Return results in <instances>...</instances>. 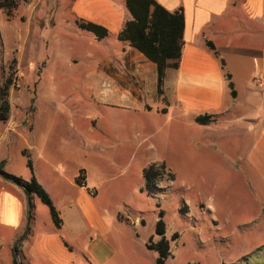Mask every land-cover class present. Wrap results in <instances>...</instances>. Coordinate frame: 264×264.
<instances>
[{
    "label": "rangeland",
    "instance_id": "374dc122",
    "mask_svg": "<svg viewBox=\"0 0 264 264\" xmlns=\"http://www.w3.org/2000/svg\"><path fill=\"white\" fill-rule=\"evenodd\" d=\"M29 2L20 0L10 11L0 6V87L13 79L11 111L0 120V136L21 127L10 116L20 123L22 111L35 110L32 123L28 118L25 124L34 127L26 143L47 191L58 203L61 192H82L74 178L78 165L87 169V185L91 192L98 190L96 203L107 209V219L120 211L125 221L113 236L119 249L114 264H158V253L147 243L160 238L155 234L160 210L172 252L165 264H264V192H254L255 184L236 163L243 147L213 149L208 136L210 148L197 151L171 117L151 119L92 96L83 76H63L70 68L60 64L75 51L57 53L52 45L43 50L35 37H27ZM252 88L246 109L264 112V82L256 80ZM235 129L219 132L239 138ZM24 142L20 138L8 147L5 140L0 159L8 158L13 174L31 179L28 157L20 151ZM158 155H167L169 163L157 187H151L144 169ZM39 207L42 222L48 223L49 207L42 201ZM175 233L179 236L173 239ZM17 261L23 263L20 255Z\"/></svg>",
    "mask_w": 264,
    "mask_h": 264
},
{
    "label": "crops",
    "instance_id": "0c3cea01",
    "mask_svg": "<svg viewBox=\"0 0 264 264\" xmlns=\"http://www.w3.org/2000/svg\"><path fill=\"white\" fill-rule=\"evenodd\" d=\"M156 1L171 11L182 9L185 18L182 56L178 67L167 68L163 94L158 90V64L118 38L133 19L126 0H30L24 6L27 37H35L43 50L52 45L57 53L75 51L60 64L70 68L63 76H83L91 95L107 105L138 110L151 119L171 117L182 126L181 133L183 129L188 133L197 151L210 148L208 136L215 143L213 149L243 147L236 163L255 184L254 192H264V112L246 109L253 101L252 86L256 80L264 82V0ZM79 21L102 25L110 33L99 39L81 28ZM79 69L83 71L78 73ZM204 114L211 120L199 123L197 117ZM34 115L35 110L22 111L20 123L10 116L21 127L3 133L0 145L9 140L8 147H13L21 138L25 141L21 153L27 149L31 155L26 142L34 127L25 124ZM232 127L238 129L239 138L219 132ZM185 154H190L187 148ZM3 160L4 170L13 174L8 158ZM150 162L169 163L167 155ZM78 168L79 172L85 169L88 178L87 169ZM36 177L47 190L39 173ZM76 177L74 185L82 192H61L60 203L48 192L62 218V226L57 227L51 213V220L42 222L38 195L32 197L30 216L31 201L24 189L0 174V264H15L17 254L24 264H114L119 249L113 236L125 221L120 211L107 219V209L96 203L98 190L90 192L76 183Z\"/></svg>",
    "mask_w": 264,
    "mask_h": 264
},
{
    "label": "trees",
    "instance_id": "16d2710c",
    "mask_svg": "<svg viewBox=\"0 0 264 264\" xmlns=\"http://www.w3.org/2000/svg\"><path fill=\"white\" fill-rule=\"evenodd\" d=\"M19 1L20 0H0V6L10 11L18 5ZM23 1L28 2L29 0ZM126 5L133 15V19L126 23V26L119 34L118 38L120 40L129 41L136 48L140 49L148 58L158 64V90L160 94H163L166 70L170 65L178 67L182 56L185 25L184 12L182 9L175 11L168 10L156 0H126ZM78 24L81 28L92 31L99 39L107 37L110 33L106 27L93 22L79 21ZM210 46L214 47L211 42ZM226 76L229 78L231 77L229 73H226ZM12 82L13 79L8 78L0 87V120L2 121L9 118L11 111L10 87ZM230 85L235 95L233 82L230 83ZM210 120L211 116L208 114L197 117V121L202 124ZM24 155L28 157L27 163L32 171L31 179L26 180L22 176L6 172L4 170L5 160L0 162V174L24 189L31 201L30 216L33 207L32 197L36 194L40 197L41 201L49 207L55 225L61 227L62 218L60 213L48 191L38 181L31 155L25 152ZM166 169L167 165L165 162L152 163L146 167L144 169V177L147 185L157 187L159 184L158 181ZM170 174L172 179H174L175 174L173 172H170ZM76 183L80 186L87 187L91 192V189L87 185V174L85 169L80 170L76 177ZM164 213V210H160L159 218L156 223L155 234L160 237L159 240L155 242L153 241V237H151L150 242L147 243V247L150 250H154L158 253V264H165L172 255L170 239L166 235L167 227L164 221ZM178 236L179 234L175 233L173 239H176ZM15 264H18L16 258Z\"/></svg>",
    "mask_w": 264,
    "mask_h": 264
},
{
    "label": "water",
    "instance_id": "95a60500",
    "mask_svg": "<svg viewBox=\"0 0 264 264\" xmlns=\"http://www.w3.org/2000/svg\"><path fill=\"white\" fill-rule=\"evenodd\" d=\"M29 220H30V216H29ZM15 253L17 254V250H16V249H15ZM17 256H18V254H17ZM18 264H23V263H21V262L19 261Z\"/></svg>",
    "mask_w": 264,
    "mask_h": 264
}]
</instances>
